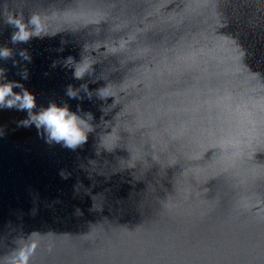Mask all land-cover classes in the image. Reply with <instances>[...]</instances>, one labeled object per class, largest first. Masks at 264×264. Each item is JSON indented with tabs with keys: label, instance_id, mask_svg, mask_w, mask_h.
Returning <instances> with one entry per match:
<instances>
[{
	"label": "water",
	"instance_id": "water-1",
	"mask_svg": "<svg viewBox=\"0 0 264 264\" xmlns=\"http://www.w3.org/2000/svg\"><path fill=\"white\" fill-rule=\"evenodd\" d=\"M13 13L54 35L13 44ZM0 46L40 106L114 97L75 150L0 110V264H264V0H0Z\"/></svg>",
	"mask_w": 264,
	"mask_h": 264
},
{
	"label": "clouds",
	"instance_id": "clouds-1",
	"mask_svg": "<svg viewBox=\"0 0 264 264\" xmlns=\"http://www.w3.org/2000/svg\"><path fill=\"white\" fill-rule=\"evenodd\" d=\"M5 23L13 29L11 34L13 44H26L34 37L43 38L54 35L48 31L46 20L40 13H32L28 16L13 13L7 16ZM15 54L16 52L11 47L0 46V60H8ZM18 55L27 63L32 60L27 49H21ZM66 60L68 63L64 67H68L71 63L74 68L73 76L77 80H82L88 75L90 64L76 61L71 55ZM12 63L19 65L20 61L13 59ZM56 64L57 62L54 61L53 66ZM78 64L82 66H77ZM17 74L20 76L19 80L9 79L8 70L0 66V110L14 109L26 113L22 119L17 121V127L31 128L34 126L46 143L59 144L72 150L85 145L89 135L95 131L93 123L95 117L91 111L83 109L82 102L86 98L92 100L93 96L107 102V99L112 96L106 94L103 88L91 90L84 83L78 87L69 84L65 90L67 97L65 101L50 100L47 105L40 106L36 93L23 83L29 78L28 69L23 68ZM71 100L78 101L75 109L70 104ZM5 134L4 127L0 126V137ZM62 177L67 178L63 173ZM26 259L27 257L21 254V264H24Z\"/></svg>",
	"mask_w": 264,
	"mask_h": 264
}]
</instances>
